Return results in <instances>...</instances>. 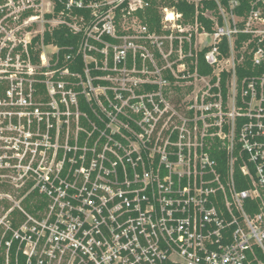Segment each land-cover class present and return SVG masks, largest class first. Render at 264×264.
<instances>
[{"label":"built area","instance_id":"2783aa9c","mask_svg":"<svg viewBox=\"0 0 264 264\" xmlns=\"http://www.w3.org/2000/svg\"><path fill=\"white\" fill-rule=\"evenodd\" d=\"M184 2L0 0V264H264V0Z\"/></svg>","mask_w":264,"mask_h":264},{"label":"trees","instance_id":"16d2710c","mask_svg":"<svg viewBox=\"0 0 264 264\" xmlns=\"http://www.w3.org/2000/svg\"><path fill=\"white\" fill-rule=\"evenodd\" d=\"M146 3H148V7L144 10L143 14L140 15L143 22H145L150 28L157 27L161 15L159 13V10L162 8H168V9H174L175 12L182 15V17L185 20L192 19L194 16V9L192 6L187 5L184 0H144ZM222 4L227 5L230 1L237 2L238 6L236 8V13L238 15L243 14L246 10H248L250 3L253 0H219ZM208 6L212 7V3H208ZM200 20L204 22L205 26L209 29L208 22L204 21L202 17H200ZM56 37L58 40L56 42L59 45L63 44V41L60 39L59 34H56ZM247 66L250 67V63L247 61ZM198 71L200 74H207L209 73L208 67L204 64V61L202 59V54L199 55L198 59ZM240 73L252 75V74H258L260 73L259 70L251 71L249 70H240ZM35 194L30 193L28 196L33 197Z\"/></svg>","mask_w":264,"mask_h":264},{"label":"bare ground","instance_id":"6f19581e","mask_svg":"<svg viewBox=\"0 0 264 264\" xmlns=\"http://www.w3.org/2000/svg\"><path fill=\"white\" fill-rule=\"evenodd\" d=\"M167 18L169 20H172L174 18V15H173V13L171 11H168Z\"/></svg>","mask_w":264,"mask_h":264},{"label":"rangeland","instance_id":"374dc122","mask_svg":"<svg viewBox=\"0 0 264 264\" xmlns=\"http://www.w3.org/2000/svg\"><path fill=\"white\" fill-rule=\"evenodd\" d=\"M173 10V9H172ZM164 15V14H163Z\"/></svg>","mask_w":264,"mask_h":264}]
</instances>
